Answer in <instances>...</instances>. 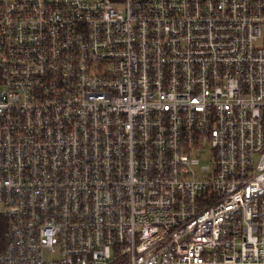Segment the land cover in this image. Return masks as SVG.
Listing matches in <instances>:
<instances>
[{"label": "built area", "instance_id": "1", "mask_svg": "<svg viewBox=\"0 0 264 264\" xmlns=\"http://www.w3.org/2000/svg\"><path fill=\"white\" fill-rule=\"evenodd\" d=\"M0 264H264V0H0Z\"/></svg>", "mask_w": 264, "mask_h": 264}, {"label": "rangeland", "instance_id": "2", "mask_svg": "<svg viewBox=\"0 0 264 264\" xmlns=\"http://www.w3.org/2000/svg\"><path fill=\"white\" fill-rule=\"evenodd\" d=\"M207 154H209V151L207 152ZM202 164L203 165H210L209 157L207 159H203Z\"/></svg>", "mask_w": 264, "mask_h": 264}]
</instances>
